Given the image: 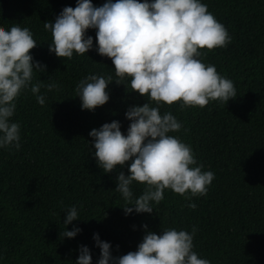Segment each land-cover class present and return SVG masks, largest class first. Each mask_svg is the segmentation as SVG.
<instances>
[{
	"label": "trees",
	"instance_id": "1",
	"mask_svg": "<svg viewBox=\"0 0 264 264\" xmlns=\"http://www.w3.org/2000/svg\"><path fill=\"white\" fill-rule=\"evenodd\" d=\"M105 0H92L100 6ZM224 25L231 42L211 50L199 49V59L233 81L237 97L225 105L210 101L205 107H180L161 102V115L171 112L181 122L178 136L193 151L202 171L214 179L205 195L184 196L170 189L153 203L151 214H129L115 190L116 176L128 175V164L104 173L97 166L88 133L105 122L117 120L122 134L130 123L124 113L130 105L148 102L131 90L126 77L108 85L109 100L94 111L81 110L77 83L89 73L115 76L110 58L93 49L71 60L49 53L51 33L44 21H54L63 7L76 0H0V27H28L38 43L30 50L46 65L33 83L55 82L57 89L41 87L42 106L30 90L16 100L11 118L20 124V148H0V264H74L77 248L84 244L99 257L93 233L110 242L112 254L135 251L145 235L141 225L159 235L163 229L191 232L193 251L210 264H264V0H202ZM88 56V57H87ZM124 83V84H122ZM156 106L155 101H150ZM89 142V143H88ZM134 196L145 185L133 181ZM190 195V193H186ZM196 207L189 208L188 203ZM76 205L82 231L63 238L67 208ZM118 246V248H117Z\"/></svg>",
	"mask_w": 264,
	"mask_h": 264
},
{
	"label": "clouds",
	"instance_id": "2",
	"mask_svg": "<svg viewBox=\"0 0 264 264\" xmlns=\"http://www.w3.org/2000/svg\"><path fill=\"white\" fill-rule=\"evenodd\" d=\"M43 27L52 37L49 53L68 60L93 49V37L87 30L94 29V50L110 58L114 65L119 79L89 73L77 83L81 110L94 111L103 106L110 98L108 85L113 81L121 84L126 77L130 78L131 90L148 101L142 106L127 107L124 116L130 123L126 134H122L117 120L88 133L102 172L123 168L130 161L129 174L121 171L115 178V190L125 201L120 206L125 216L151 214L152 204L163 200L165 189L189 201L191 196L205 195L214 173L202 171L203 165H197L191 147L169 134L179 132L181 122L171 112L161 115L159 105L180 101L182 109L203 108L210 101L226 105L237 97L233 81L220 75L215 65L199 59V49L211 50L231 42L226 28L207 5L202 0H105L94 6L92 0H76L75 7H63L54 21H44ZM37 44L28 27H0V148L19 150L21 146V126L11 119L21 93L30 90L43 106L46 97L41 87L49 92L58 88L55 82L42 85L41 79L33 83L36 74L46 70V65L30 54ZM150 101H155L156 106H151ZM133 181L145 185L139 196L133 194ZM187 206L196 207L191 202ZM64 213L62 239L75 238L82 229L73 224L68 230L67 225L79 219L76 205ZM141 228L145 235L136 250L119 256L112 254L110 242L93 233L94 247L99 249L95 264H210L193 251L195 227L191 232L163 229L159 235L147 230V225ZM77 251L74 264H93L87 245H79Z\"/></svg>",
	"mask_w": 264,
	"mask_h": 264
}]
</instances>
